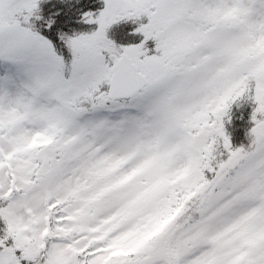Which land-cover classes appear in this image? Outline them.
I'll return each instance as SVG.
<instances>
[{"label": "snow or ice", "instance_id": "snow-or-ice-1", "mask_svg": "<svg viewBox=\"0 0 264 264\" xmlns=\"http://www.w3.org/2000/svg\"><path fill=\"white\" fill-rule=\"evenodd\" d=\"M0 264H264V0H0Z\"/></svg>", "mask_w": 264, "mask_h": 264}, {"label": "trees", "instance_id": "trees-1", "mask_svg": "<svg viewBox=\"0 0 264 264\" xmlns=\"http://www.w3.org/2000/svg\"><path fill=\"white\" fill-rule=\"evenodd\" d=\"M94 6L98 7L99 4H95ZM73 26L82 27V28L89 27L86 25H73ZM134 27L135 25L131 23H122L121 25L114 27L110 35L114 34L118 43H122V44L137 43L140 39H142V37L139 36L138 34L137 35L130 34ZM148 47L150 48L152 47L151 41L148 42ZM235 111L239 114V119L233 125L234 132L232 138H231V134H229V136L233 145L238 146L242 143H246V132L251 126L250 125L251 106L249 103L244 101L241 103L240 106L237 107Z\"/></svg>", "mask_w": 264, "mask_h": 264}, {"label": "rangeland", "instance_id": "rangeland-1", "mask_svg": "<svg viewBox=\"0 0 264 264\" xmlns=\"http://www.w3.org/2000/svg\"><path fill=\"white\" fill-rule=\"evenodd\" d=\"M130 39V38H129ZM131 40V39H130Z\"/></svg>", "mask_w": 264, "mask_h": 264}]
</instances>
